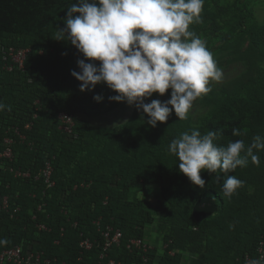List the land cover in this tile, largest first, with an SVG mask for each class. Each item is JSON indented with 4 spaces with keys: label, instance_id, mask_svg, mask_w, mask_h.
<instances>
[{
    "label": "trees",
    "instance_id": "obj_1",
    "mask_svg": "<svg viewBox=\"0 0 264 264\" xmlns=\"http://www.w3.org/2000/svg\"><path fill=\"white\" fill-rule=\"evenodd\" d=\"M76 2L0 0V102L6 105L0 111V206L3 198L8 203L0 211V239L8 241L0 252L19 247L24 256L64 264H244L246 257L259 258L264 150L256 153L259 166L249 160L228 173L243 181L228 198L224 173L202 171L206 185L200 189L180 173L167 146L193 129L202 135L219 130L222 146L240 139L247 146L264 136L260 0H204L202 22L190 30L205 41L223 78L210 82L212 90L197 98L188 119L173 111L155 127L135 105L120 123L109 117L123 102L110 101L116 93L103 83L79 91L71 72L84 57L69 41L56 40ZM10 48L29 50L22 67L3 61ZM153 99L159 94L144 102ZM62 114L71 119L69 131ZM233 128L243 135L233 136ZM47 165L51 186L41 174ZM203 197L212 198L216 210L196 222L192 209ZM116 231L119 243L106 248L105 233ZM131 239H140L146 251L129 249Z\"/></svg>",
    "mask_w": 264,
    "mask_h": 264
},
{
    "label": "clouds",
    "instance_id": "obj_2",
    "mask_svg": "<svg viewBox=\"0 0 264 264\" xmlns=\"http://www.w3.org/2000/svg\"><path fill=\"white\" fill-rule=\"evenodd\" d=\"M203 5L204 0H77L68 7L56 40L69 41L84 57L77 60L79 71L71 72L80 82L79 91L103 83L116 93L110 101L135 105L151 127L166 122L173 111L185 120L194 101L212 90L210 82L223 78L205 41L190 30L202 22ZM169 89L166 101L144 102ZM93 100L101 102L103 97L94 95ZM5 108L0 102V111ZM232 135L243 133L233 128ZM220 136L219 130L202 135L193 129L172 139L167 150L178 158L180 173L200 189L206 185L202 171L224 173L223 195L231 198L243 181L228 173L246 167L249 160L260 165L256 153L264 150V136L255 135L247 146L242 139L218 145ZM7 243L0 239V246ZM247 264H264V256Z\"/></svg>",
    "mask_w": 264,
    "mask_h": 264
},
{
    "label": "built area",
    "instance_id": "obj_3",
    "mask_svg": "<svg viewBox=\"0 0 264 264\" xmlns=\"http://www.w3.org/2000/svg\"><path fill=\"white\" fill-rule=\"evenodd\" d=\"M29 50H20L14 53V50L10 48L5 54H3V61H8L10 60L11 63L17 64L19 67H22L23 61L27 55ZM7 70L12 69V65L7 66ZM61 121L64 123V129L69 131L71 127V119L65 115L62 114L60 116ZM6 155L8 156L9 153L7 152ZM52 169L50 165H47L41 172L42 176L45 178V182L51 186L53 183L50 182V176H51ZM7 198H3L2 204L0 206V211L4 210L7 208ZM122 234L119 231H116L112 237L109 236L108 233H105V247L108 248L113 244H118ZM85 244L87 245L86 242H83L82 245ZM129 249H142L143 251H146L147 245L144 244L140 239H131L129 241V245L127 246ZM259 257L264 256V253L262 249L260 248L259 251ZM250 260L248 257L245 259V263L247 264V261ZM1 263H9V264H64V263H56V262H51L48 259H42L41 254H28L24 256L22 254V251L19 247H13L11 249L4 250L0 252V264ZM146 261L143 260L142 264H145ZM109 264H114L113 261H109Z\"/></svg>",
    "mask_w": 264,
    "mask_h": 264
},
{
    "label": "water",
    "instance_id": "obj_4",
    "mask_svg": "<svg viewBox=\"0 0 264 264\" xmlns=\"http://www.w3.org/2000/svg\"><path fill=\"white\" fill-rule=\"evenodd\" d=\"M216 210L215 202L210 197L200 198L193 206L192 215L196 222L210 217Z\"/></svg>",
    "mask_w": 264,
    "mask_h": 264
},
{
    "label": "rangeland",
    "instance_id": "obj_5",
    "mask_svg": "<svg viewBox=\"0 0 264 264\" xmlns=\"http://www.w3.org/2000/svg\"><path fill=\"white\" fill-rule=\"evenodd\" d=\"M257 9H258V13L261 14V16L264 15V0H260V3H258ZM166 96H167V93H165L163 96L159 95V100L161 102L166 101L168 99L166 98ZM196 101H194L193 107L190 109L189 113L193 111V109L196 108V105H197ZM125 106L129 109H126ZM132 107H133L132 105H128L126 102H123L120 108L117 111H115L114 114H111V116L109 117H112L114 121H118L117 123H120L121 121L128 118V116L130 115L132 111Z\"/></svg>",
    "mask_w": 264,
    "mask_h": 264
}]
</instances>
